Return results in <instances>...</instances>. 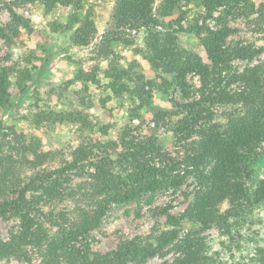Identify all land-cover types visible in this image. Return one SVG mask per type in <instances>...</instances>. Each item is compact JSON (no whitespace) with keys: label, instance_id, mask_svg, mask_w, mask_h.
Segmentation results:
<instances>
[{"label":"trees","instance_id":"obj_1","mask_svg":"<svg viewBox=\"0 0 264 264\" xmlns=\"http://www.w3.org/2000/svg\"><path fill=\"white\" fill-rule=\"evenodd\" d=\"M178 1L165 0L162 16H170ZM26 2L38 4L46 12L58 3L70 6L72 14L61 28L72 32L74 46H85L95 33L89 13H81L82 0ZM194 2L204 10L205 20L221 10L215 29L193 26L209 64L182 48L175 31L155 33L153 27H148L154 22V0H115L113 10L118 22L149 28L151 32L142 50L144 60L157 74L163 69L172 75L182 93L185 101L175 106L184 117L172 129L176 155L165 150L154 133L134 135L127 131L114 140L93 139L90 134L96 128L101 136L107 135L108 128L90 120L86 111L91 105H86L80 94L87 92V83L99 86L100 82L96 81V74L79 70L74 82H80L83 89L76 96L85 110L41 109L31 119L36 127L65 123L77 126L78 144L67 156L60 151L44 154L37 138L27 141L24 135L13 136L15 144L4 148L0 145V196L5 195L0 199V219L18 221L17 229L10 231L6 240H0V262L13 259L21 264H33L34 260L38 264H145L169 247L178 254L172 264H264L263 247H258L244 262L234 263L217 254L208 255L206 242L199 235L210 226L230 234V229L238 224L237 217L264 199V179L250 186L248 174L235 165L243 155L264 156V61L247 66L240 73L232 66L234 60L250 61L264 55V47H231L226 43L233 32L227 26L229 16L244 18L254 32L264 33V2L258 8L252 0ZM8 12L10 20L0 25V39L11 48L20 30L30 28V21L12 8ZM111 37L114 38H103L98 53L108 59L103 71L107 80L104 88L115 97L126 94L136 110L152 113L158 126L167 113L154 105L152 90L164 91L166 79L158 77L162 83L154 84L137 73V64L125 69L116 58H109V40H116L113 34ZM33 60L34 55L29 52L10 65L0 66V109L9 101L10 78L22 89L31 78ZM188 74H194L200 82L192 101L188 100ZM216 109L226 110L223 121L215 120ZM188 178L196 181V189L184 193L188 201L184 211L173 216L167 208L160 210L166 229L152 230L158 234L159 248L149 238L135 237L104 254L91 249L90 233L113 208L131 203L149 206L159 192H180ZM226 201L232 203L234 214L221 212L220 206ZM233 215L237 216L236 221L230 223ZM182 222L197 225L199 230L177 239L176 228Z\"/></svg>","mask_w":264,"mask_h":264},{"label":"rangeland","instance_id":"obj_2","mask_svg":"<svg viewBox=\"0 0 264 264\" xmlns=\"http://www.w3.org/2000/svg\"><path fill=\"white\" fill-rule=\"evenodd\" d=\"M82 1L81 13L82 15L89 13L95 28V33L87 40L85 46H74L71 40L72 32H64L61 28L72 14L70 6L58 3L53 10L46 12L40 5L28 3L26 0H0V25L10 20L8 8H12L14 13L30 21V28L20 30L19 38L11 48L0 39V66L10 65L21 56L28 55L29 52L34 55L31 78L22 89H19L14 79L10 78L9 101L6 107L0 109V145L4 148L8 144H15L16 137L13 136L24 135L27 141L30 137L37 138L41 143L40 150L44 154L60 151L67 156L78 144L77 126L65 123L48 128L36 127L32 125L31 119L41 109L84 111V106L76 96L82 91V85L80 82H74L78 71L82 70L84 73L96 74V81L100 82L99 86L91 82L87 83V92L80 94V97H84V103L91 105L86 113L92 122L108 128L106 136H101L96 128L90 134L93 139L103 142L114 140L118 134L127 131H131L134 135L154 133L163 148L176 155L177 147L173 144L172 129L184 117L176 106L181 105L185 100L176 88L172 75L164 73L163 69H160L157 74L144 60L142 50L151 32L148 27H153L152 30L155 33L175 31L178 44L182 48L196 53L204 63L209 64L193 26L197 24L199 27L206 26L209 29L213 26L215 29L218 27L216 20L221 10L215 11L212 18L205 20L204 10L197 6L194 0H180L170 16H162L161 10L165 0H154L152 8L154 22L146 27L136 23L124 25L116 21L113 11L115 0ZM252 1L256 8L264 2V0ZM179 19L181 20L178 23ZM248 22L241 17H228L227 26L233 30L226 41L228 45L264 47V33L254 32ZM127 30H135V34H130ZM110 34L111 36L113 34L116 40H109L111 42L109 58H116L125 69L134 68L137 64L138 68H135L137 73L144 75L154 84L162 83L161 78L158 77L166 79L164 91L156 88L152 90L154 105L167 113L158 126L154 122L152 113L145 109L136 110L126 94L115 97L104 88L107 80L104 78L103 71L107 69L108 59L98 53L106 35L108 38H114L109 36ZM261 60L264 61L263 54L250 61L234 60L232 66L240 73L245 67L257 65ZM42 63L45 64L42 65ZM186 81L189 87L188 100L192 101L195 96L194 91L200 87L199 78L194 74H188ZM215 111V120L223 121L226 110L216 109ZM235 165L242 173L248 174L247 183L250 186H255V183L264 179V156L260 154L243 155L236 160ZM192 189H196V181L188 178L180 192L175 195H171L167 190L159 192L149 206L131 203L113 208L102 224L90 233L91 249L104 254L116 249L119 243L135 237L149 238L159 248L158 234L152 230L155 227L166 229L165 217L160 214V210L167 208L168 213L173 216L181 214L188 204L184 193L188 191L190 193ZM3 198L5 195L0 196V199ZM220 210L227 216L230 213L234 214L231 211L230 201L224 202ZM235 218L234 215L229 218L230 223L235 222ZM237 220L238 224L230 229V234H225L216 226L202 230L199 235L206 242L208 255L217 254L222 260L241 263L245 261L244 259L250 258L258 247L264 248V199L253 203L249 209L246 208ZM17 227L18 221L15 219H0V240H6L10 231L16 230ZM198 230L199 226L182 222L176 228L177 239H181L187 232L194 233ZM177 256L178 254H174L169 247H165L161 255L150 258L145 264H172ZM38 263V260L33 261V264ZM0 264L21 263L9 259L1 261Z\"/></svg>","mask_w":264,"mask_h":264},{"label":"built area","instance_id":"obj_3","mask_svg":"<svg viewBox=\"0 0 264 264\" xmlns=\"http://www.w3.org/2000/svg\"><path fill=\"white\" fill-rule=\"evenodd\" d=\"M210 29L213 30V26H210ZM127 32L130 34H135V30H127Z\"/></svg>","mask_w":264,"mask_h":264}]
</instances>
